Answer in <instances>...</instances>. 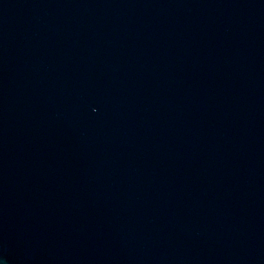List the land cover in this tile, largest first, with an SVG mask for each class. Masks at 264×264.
Segmentation results:
<instances>
[{"label":"water","instance_id":"obj_1","mask_svg":"<svg viewBox=\"0 0 264 264\" xmlns=\"http://www.w3.org/2000/svg\"><path fill=\"white\" fill-rule=\"evenodd\" d=\"M0 264H264V0H0Z\"/></svg>","mask_w":264,"mask_h":264}]
</instances>
